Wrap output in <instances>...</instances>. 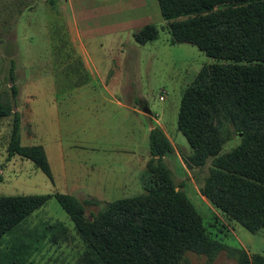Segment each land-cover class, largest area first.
<instances>
[{
    "label": "trees",
    "instance_id": "trees-1",
    "mask_svg": "<svg viewBox=\"0 0 264 264\" xmlns=\"http://www.w3.org/2000/svg\"><path fill=\"white\" fill-rule=\"evenodd\" d=\"M172 42L196 45L215 60L205 63L184 88L177 127L191 153L189 166L211 159L201 193L229 218L251 232L264 229V0H158ZM158 29L146 23L133 32L143 44ZM13 87V94L15 95ZM11 105L0 101V116ZM231 125L240 142L221 153ZM21 119L13 111L8 158H35L38 147L20 142ZM174 146L160 126L149 132L147 171L152 183L143 191L100 202L74 194H0V264H31L47 242L69 237L64 222L30 225L28 217L54 196L74 222L81 247L74 264H188V252L209 257L225 250L237 264H264V255H248L210 236L193 202L174 184L164 155ZM41 168L47 167L39 150ZM45 162V166H44ZM1 179V176H0ZM97 204L91 218L86 205ZM7 236L8 244H3Z\"/></svg>",
    "mask_w": 264,
    "mask_h": 264
},
{
    "label": "rangeland",
    "instance_id": "rangeland-1",
    "mask_svg": "<svg viewBox=\"0 0 264 264\" xmlns=\"http://www.w3.org/2000/svg\"><path fill=\"white\" fill-rule=\"evenodd\" d=\"M61 1L0 0V101L11 105V112L0 116V194H45L57 190L59 192L63 189L61 178L65 174L69 176L71 173L80 178L81 172L89 168L88 160L76 168L70 154L60 142L71 137L70 129L74 125L79 128L75 135L82 139L88 127L81 129L83 123L74 122L89 120L91 124L94 115L89 117L88 112L79 107L81 105L75 104L74 107V104H68L60 98L73 93L75 87L78 92L82 91L78 86L82 81L90 80L94 84L90 62V59H93L104 70L110 66L120 69V76L113 86V91L122 93L128 99L127 102L140 109L146 105L155 118L166 125L175 148L164 155V162L170 170L174 184H180L181 190L193 202L207 233L229 246L244 248L248 255H264V229L251 232L238 221L229 218L201 193L200 186L211 159L208 158L200 167L189 166L187 157L191 153V147L177 127L184 88L203 64L215 59L194 44L171 41L167 21L162 17L158 0H111L114 6L121 3L123 8L128 2L129 11L120 9L119 5L118 9L121 11L115 12L119 13L117 19L122 20L120 24L117 20L114 21V25L121 26L109 31L96 30V27L103 23L92 21L85 16L86 13L101 15L102 9L107 8L106 5L100 4L101 0H72L80 27L89 23L91 33L76 31L71 15L67 13L68 6L66 5V13L60 12ZM127 13L128 18H125L124 14ZM102 18L100 17V20ZM146 23L156 26L158 36L146 43H137L132 33ZM82 39L90 58L81 52L79 42ZM139 94L143 95L144 101ZM27 95L29 99L34 98L33 104L37 107L36 110H39L34 127L33 113L30 110L31 100H26ZM132 96L136 98L135 101L131 99ZM14 110L20 112L21 144L38 147V154L35 152L33 159L17 153L9 158L7 156ZM113 110V120H118L111 125V129L118 135L119 142L123 140L124 133L115 129H122L120 118L123 116L115 108ZM150 120L153 124H158V121ZM40 142L44 144L45 150ZM239 142L240 133L231 125L230 137L223 142L221 153L231 150ZM114 143L116 142L113 141L112 144ZM40 149L46 164L47 158L50 159V171L53 172L50 177L46 173L47 167L41 168ZM79 149L82 156H87L90 152L89 148ZM109 162L116 170H119L117 167L123 166V159L116 155H113ZM151 181L154 180L149 172L145 173L141 180L142 185L152 183ZM141 182L140 186L136 184L131 188L128 194L118 190L108 198L96 197L88 190H80L81 187L70 190L80 199L90 198L104 202L142 192ZM97 209V204L86 205L84 215L91 217V211L96 212ZM57 220L67 226L69 237L60 238L58 243L47 242L39 252L31 256V264H74L82 243L73 220L58 200L54 196L49 197L28 217L30 225ZM3 244H8L7 236H4ZM187 257L188 264H237L235 258L225 250L211 257L188 252Z\"/></svg>",
    "mask_w": 264,
    "mask_h": 264
},
{
    "label": "crops",
    "instance_id": "crops-1",
    "mask_svg": "<svg viewBox=\"0 0 264 264\" xmlns=\"http://www.w3.org/2000/svg\"><path fill=\"white\" fill-rule=\"evenodd\" d=\"M31 1L32 0H30V2ZM110 1L111 0L100 1V4H104L107 7L102 9L103 12L101 15L94 16L95 14L92 13L85 14L86 18L89 17L92 21L103 23V25L96 27V30L109 31L116 27H120L121 25H119V22H121L122 19H117L119 18V13L115 11H121L120 9H124L127 12L129 11L128 2H126L125 7L123 8L121 3L114 6ZM55 3L59 4L58 2ZM66 5L69 9L68 12L66 11ZM119 5L121 6L120 9H118ZM60 8V12L63 14L67 12L71 15V20L74 27L77 29H75L76 31L81 33H91L90 31L92 29L89 27V23H85L84 27H80L75 16L72 0H64V2L62 0ZM113 13L114 15H112ZM124 16L125 18H128V13L124 14ZM100 17H103L101 19L103 21L100 20ZM120 17L122 18V15ZM93 18L96 20H93ZM116 20L119 23L118 26L114 25V21ZM107 21L110 23H106ZM78 38L80 40L79 36ZM79 43L81 44V52L90 58L88 49H86L83 43V39ZM90 62L94 73L92 76L94 78V84H92L90 80L82 81V83L78 85L79 89H83L82 91L78 92V88L75 87L73 93L63 95L60 98L62 101H67L68 104H74V107L75 104L81 105L79 107L87 111L89 117L94 115L91 124H89V120H83L78 123L74 122V124L83 123L81 129L88 127V130L86 134L82 136V139L75 135L78 132L77 129H79L77 125H74L73 128L70 129L71 137L69 139H65L64 142L60 139V143H63L65 150L70 154L76 168L81 167V165L85 164L87 160L89 168L86 169V171L81 172L80 178L71 173L69 176L65 174V176L61 178L63 179L61 184L63 189L61 188V190L65 193L74 194L70 189L81 187L80 190H88L90 194L103 198L111 197V195L115 194L118 190H123L125 191V194H128V191L136 186V184L140 186L139 184L142 177L148 172L146 161L150 156L149 132L152 127L151 124L153 126H160L171 140L173 146L174 141L167 132L166 125L158 121L151 111L145 112L143 107L140 109L138 106L127 102L128 99L122 93L120 94L113 91V86L118 82L120 76V69H114L110 66L104 70L97 61L90 59ZM92 86L94 87L92 88ZM140 97L142 98L141 100L144 101L143 95H140ZM131 99L133 101L136 100L133 96ZM26 100H31L30 110L33 113L32 116L34 123L32 126L34 127L35 122L38 120L39 110H36L37 107L33 104L34 98L29 99V96L27 95ZM98 108L100 109V112H98ZM114 108L123 116V118H120L122 129H115L117 132L122 131L124 133L123 140L119 142H117L119 138L118 135L113 133L114 129H111V125L118 120H113V113L115 112L113 110ZM149 119L158 121V124H153ZM73 133L74 135H72ZM113 141L118 144H112ZM40 143L42 144V142ZM42 147L45 150L44 144H42ZM79 148H89V157L87 158L88 155L82 156V151ZM113 155L123 159V166L117 167L119 170L114 169L112 165L110 166L109 160ZM47 160L49 167L46 173L47 176L50 177L53 172L50 171V159L47 158ZM125 196L130 195H123L121 197Z\"/></svg>",
    "mask_w": 264,
    "mask_h": 264
},
{
    "label": "water",
    "instance_id": "water-1",
    "mask_svg": "<svg viewBox=\"0 0 264 264\" xmlns=\"http://www.w3.org/2000/svg\"><path fill=\"white\" fill-rule=\"evenodd\" d=\"M143 110L145 111V112H149L150 111V109L148 108V107H146V105L143 107ZM151 126H152V124H151ZM153 127V126H152ZM91 217H89V219H90Z\"/></svg>",
    "mask_w": 264,
    "mask_h": 264
}]
</instances>
